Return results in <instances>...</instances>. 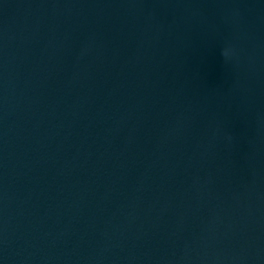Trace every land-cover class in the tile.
<instances>
[{"label": "water", "instance_id": "95a60500", "mask_svg": "<svg viewBox=\"0 0 264 264\" xmlns=\"http://www.w3.org/2000/svg\"><path fill=\"white\" fill-rule=\"evenodd\" d=\"M0 264H264V0H0Z\"/></svg>", "mask_w": 264, "mask_h": 264}]
</instances>
